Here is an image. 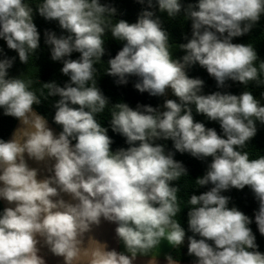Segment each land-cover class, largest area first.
<instances>
[{
    "label": "clouds",
    "instance_id": "obj_1",
    "mask_svg": "<svg viewBox=\"0 0 264 264\" xmlns=\"http://www.w3.org/2000/svg\"><path fill=\"white\" fill-rule=\"evenodd\" d=\"M138 2L153 7V0ZM156 4L168 18L183 10L192 22L191 38L175 45L186 53L180 59L173 58L169 32L153 11L144 10L129 23L114 20L116 8L100 0H42L39 15L58 21L69 33L57 37L46 31L45 43L70 81L63 87L41 83L38 95L31 78H9L13 59L0 60V109L21 125L11 140L0 139V199L14 205L0 213V264H46L39 255L41 242L64 264H134L138 256H151L147 264H157L163 241L179 249L186 232L175 219L181 212L180 188L172 182L187 176V169L174 159V152L156 143L169 139L181 154L212 158L195 184L213 186L187 201L189 230L200 237H188L187 254L196 258L194 264H264L249 227L252 220L238 208H229L230 197L222 195L248 186L259 203L255 223L264 236V155L250 159L244 150L257 133L256 121L264 124V106L247 90L240 95L202 94L204 81L190 78L186 71L198 64L219 88L229 80L246 88L250 83L264 85V61L254 46L233 43L264 16V0ZM109 32L123 47L108 60L104 73L121 85L130 76L138 77L135 89L153 97L166 96L170 89L179 102L166 99L164 111L150 105L133 109L123 102L110 104L96 78ZM0 38L28 64L40 47L28 0H0ZM74 52L80 54L78 59L70 58ZM53 96L59 97L53 105L54 122L62 127L58 136L34 110ZM109 105L111 130L125 138L127 149L113 152L108 129L97 119ZM192 106L197 114L218 122L223 136L196 122ZM25 154L46 166L54 161L47 166L52 175L38 179L39 169L29 167ZM102 220L116 224V237L127 254L107 250V243L92 236L85 243V234ZM165 259L179 264L171 254Z\"/></svg>",
    "mask_w": 264,
    "mask_h": 264
},
{
    "label": "trees",
    "instance_id": "obj_2",
    "mask_svg": "<svg viewBox=\"0 0 264 264\" xmlns=\"http://www.w3.org/2000/svg\"><path fill=\"white\" fill-rule=\"evenodd\" d=\"M28 2H30V6L33 8V21L40 33V47L33 54V56L29 57L28 64H24L20 62L18 53L15 50L9 49L7 47L6 41L0 38V60L13 59V66L8 69L9 78L20 77L21 75L31 78L34 81L33 89L36 90L37 94L39 95L41 83L55 82L57 85L63 87L70 81V77L63 75L61 72V68L63 66L62 62L53 61L51 59V46L45 43V32H54L57 37L62 35L67 36L69 33L59 26L58 21H49L39 15L37 4L41 3L42 0H28ZM197 2L198 0H181V3L184 5V7H186L188 3L195 4ZM100 3L116 8L117 11L116 15L113 17L114 20L123 19L129 23H135L142 11H153L155 15L162 20L164 28L169 32L173 58L180 59L186 54L183 50L176 47L179 44L187 43L188 39H190L192 35V22L190 19L186 20L184 18L183 10L176 18L170 19L168 18L166 12L161 13L159 11L156 0H153L152 8H148L147 2L141 4L138 2V0H100ZM104 39L106 53L101 58L102 61L96 65L98 68L96 78L97 86L101 89L104 95L108 97L110 104L123 102L127 103L133 109H135L137 105H150L163 111V96L153 97L147 92L140 93L135 89L134 85L137 82L138 77L130 76L128 77V83L121 85L116 83L117 78L104 73L108 67V60L110 58H114L118 51L123 47V42L113 39L110 32L106 34ZM233 43H251L258 53L259 60L264 61V16L261 17L260 21L248 34L233 38ZM79 55V53L74 52L70 58L78 59ZM258 64L259 61H257V66ZM186 71L190 78H200L204 81L202 94L208 95L216 91H220L222 93L240 95L247 90L251 91L252 94L258 100H260L261 105L264 106V95H262V93H264V85L257 86L255 83H250L246 88L239 82H233L229 80L226 82L225 87L219 88L214 78H212L207 73L205 68L200 67L198 64L187 68ZM46 91L47 90H45V94ZM58 99V96L49 97L47 100L42 99V103L40 105H34V110L37 111L38 114L45 116L47 121L55 129L61 132L62 127L54 122L55 108L53 105ZM175 100L179 102L177 97ZM192 107L193 117L196 122L203 123L206 128H214L219 135L223 136L222 129L220 128L218 122L210 121L206 116L197 114L195 111V106ZM110 108L111 105H109V108L105 109L104 113L98 115L97 119L103 127L108 129L107 134L113 140L111 150L115 152L119 148L127 149L129 145L126 143L125 138L111 130ZM17 123V119L4 115L3 109H0V139L8 141ZM256 128V135L247 143V147L244 149L245 151L249 152L250 159H256L264 155V124L256 121ZM72 143L74 145L75 141H72ZM156 143L163 144L166 148V151L174 152V159L182 162V164L187 169V176H182L179 181L172 182L173 186L180 188L178 196L180 200L181 212L175 217V219L178 220L181 224V227L184 228L186 236L184 243L179 249H174L171 255L177 261L195 262L196 258L187 254L188 237L195 235L189 230L188 226L187 213L190 210V206H188L187 201L191 195H200L210 190V188L213 186L209 184L200 187L196 186L195 184L196 179L202 177L206 173L207 167L211 163L212 158L208 157L204 160H200L192 157L188 153L181 154L174 149L173 142L170 139L159 140L156 141ZM222 195L230 197L228 205L229 208H238L252 220V223L249 225V227L252 229V232L256 237V243L258 245L257 250L264 254V236L259 233L258 227L255 223V212L258 211L259 203L255 199L252 190L248 186L242 190L232 188L222 192ZM3 209L4 206L0 200V213H2ZM195 238L200 239L198 235H195Z\"/></svg>",
    "mask_w": 264,
    "mask_h": 264
},
{
    "label": "crops",
    "instance_id": "obj_3",
    "mask_svg": "<svg viewBox=\"0 0 264 264\" xmlns=\"http://www.w3.org/2000/svg\"><path fill=\"white\" fill-rule=\"evenodd\" d=\"M20 126H21L20 122L18 121L9 140L12 139L14 131ZM48 126L53 130V132L57 136L59 135L60 132L57 129H55L49 122H48ZM25 159L27 160L29 167L39 169L38 179H43L46 176L52 175V173H49L47 171V166H50L52 163H54V161H49L48 165L46 166L44 163H37L34 160L28 159L26 154H25ZM61 195H62V198L65 199L66 201L70 200V197L68 195L63 194V193ZM0 200L4 208L14 207V205L8 204L7 201L3 199H0ZM115 228H116V224L102 220L101 224L98 227H93L90 233L85 234V243H87L88 236H92L102 243H107L108 245L107 250L115 249L117 252H124L125 254H127L123 243L120 242L116 237ZM38 246L41 249L39 255H41L45 259L46 264H64L63 258L54 256L49 251V249L43 245L42 242H41V245H38ZM173 251H174V248L170 247L166 241H163L160 246L159 254L156 257L157 264H167L165 257L167 254H171ZM150 259H151V256H138L134 264H147L148 260ZM179 264H194V262L179 261Z\"/></svg>",
    "mask_w": 264,
    "mask_h": 264
},
{
    "label": "rangeland",
    "instance_id": "obj_4",
    "mask_svg": "<svg viewBox=\"0 0 264 264\" xmlns=\"http://www.w3.org/2000/svg\"><path fill=\"white\" fill-rule=\"evenodd\" d=\"M175 98H176V97L172 94V91L169 89L168 92H167V95H166V96H163L162 110H163V111L166 110V109L163 108V104H164V101H165L166 99H173V100H175Z\"/></svg>",
    "mask_w": 264,
    "mask_h": 264
}]
</instances>
